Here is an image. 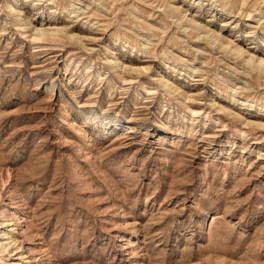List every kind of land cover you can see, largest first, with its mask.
<instances>
[{
    "label": "rangeland",
    "instance_id": "374dc122",
    "mask_svg": "<svg viewBox=\"0 0 264 264\" xmlns=\"http://www.w3.org/2000/svg\"><path fill=\"white\" fill-rule=\"evenodd\" d=\"M0 264H264V0H0Z\"/></svg>",
    "mask_w": 264,
    "mask_h": 264
}]
</instances>
